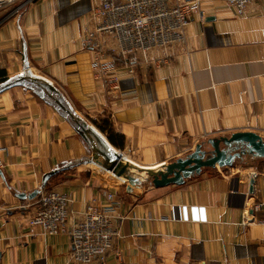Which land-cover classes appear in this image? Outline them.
<instances>
[{
	"label": "crops",
	"instance_id": "obj_1",
	"mask_svg": "<svg viewBox=\"0 0 264 264\" xmlns=\"http://www.w3.org/2000/svg\"><path fill=\"white\" fill-rule=\"evenodd\" d=\"M104 1L23 0L16 15L0 13V80L18 75L26 60L106 140L98 127L111 129L109 144L141 167L237 132L264 139V0L241 16L224 0H188L197 14L184 42L153 51L152 63L133 76L119 69L118 92L94 80L93 54L81 45L84 30L94 28L91 11ZM28 89L0 92V264H72L69 237L30 227L36 198H17L45 178L71 199L69 226L113 194L117 236L104 261L92 264H264V208L257 207L264 204V159L135 195L81 162L87 145Z\"/></svg>",
	"mask_w": 264,
	"mask_h": 264
},
{
	"label": "built area",
	"instance_id": "obj_2",
	"mask_svg": "<svg viewBox=\"0 0 264 264\" xmlns=\"http://www.w3.org/2000/svg\"><path fill=\"white\" fill-rule=\"evenodd\" d=\"M22 1L0 0V13L10 9V16L16 15ZM224 1L241 16L250 4L260 0ZM196 9L188 0H105L93 8L90 17L94 28L84 30L81 45L93 54L90 68L94 80L118 92L117 71L123 69L133 76L138 69L152 63L153 51L183 43L187 26L195 21ZM199 17L204 18L203 11H199ZM38 191L29 226L40 229L44 235L66 234L71 244L72 264L102 263L117 236L113 194H105V205H88L82 218L69 226L71 199L56 190L40 187ZM257 207L264 208V204Z\"/></svg>",
	"mask_w": 264,
	"mask_h": 264
},
{
	"label": "water",
	"instance_id": "obj_3",
	"mask_svg": "<svg viewBox=\"0 0 264 264\" xmlns=\"http://www.w3.org/2000/svg\"><path fill=\"white\" fill-rule=\"evenodd\" d=\"M21 86L39 90L41 100L53 106L74 128L87 145L89 154L84 163H92L126 183V190L139 195L134 190L181 185L185 179L199 175L203 170L217 173L233 168L236 162L264 159V139L253 132H237L228 137L211 138L198 143L194 151L185 157L157 167H141L126 160L116 151L102 134L89 122L75 113L62 93L48 80L33 74L26 60L20 74L0 84V92ZM81 162H76L78 165ZM254 174L249 177V187H253ZM47 178L43 179L44 188ZM39 191L17 198L34 199Z\"/></svg>",
	"mask_w": 264,
	"mask_h": 264
},
{
	"label": "rangeland",
	"instance_id": "obj_4",
	"mask_svg": "<svg viewBox=\"0 0 264 264\" xmlns=\"http://www.w3.org/2000/svg\"><path fill=\"white\" fill-rule=\"evenodd\" d=\"M28 90H30V93H32L34 96H38L39 98H40V100H41V97H40V92H39V90H37V89H35V88H33V87H29V89ZM125 157V156H124ZM248 165V164H250V162L249 161H245V163H244V165ZM243 165V166H244ZM90 167H92L93 168V170L94 171H99L97 168H95L94 166H90ZM97 169V170H96ZM100 173H102L103 175H107V176H109L110 177V179H114L110 174H107V173H105V172H103V171H99ZM45 190H47V191H49V190H51V188H50V184H48V185H46V187H45Z\"/></svg>",
	"mask_w": 264,
	"mask_h": 264
},
{
	"label": "trees",
	"instance_id": "obj_5",
	"mask_svg": "<svg viewBox=\"0 0 264 264\" xmlns=\"http://www.w3.org/2000/svg\"><path fill=\"white\" fill-rule=\"evenodd\" d=\"M6 81V79H2V80H0V84L1 83H3V82H5ZM106 123V122H105ZM98 129L102 132V133H106V137H107V140L112 144V145H114V138L112 137V134H113V132H112V130L111 129H106L105 127H98ZM45 187H46V185H45ZM45 187H44V189H45ZM50 191V190H49Z\"/></svg>",
	"mask_w": 264,
	"mask_h": 264
},
{
	"label": "bare ground",
	"instance_id": "obj_6",
	"mask_svg": "<svg viewBox=\"0 0 264 264\" xmlns=\"http://www.w3.org/2000/svg\"><path fill=\"white\" fill-rule=\"evenodd\" d=\"M111 174V173H110ZM112 175V174H111ZM113 176V175H112Z\"/></svg>",
	"mask_w": 264,
	"mask_h": 264
}]
</instances>
